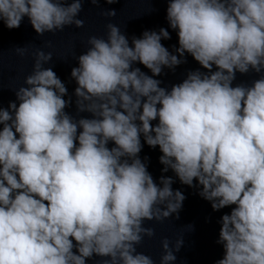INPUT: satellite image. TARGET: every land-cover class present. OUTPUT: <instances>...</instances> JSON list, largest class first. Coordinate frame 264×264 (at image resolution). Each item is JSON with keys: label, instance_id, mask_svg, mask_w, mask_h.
<instances>
[{"label": "clouds", "instance_id": "1", "mask_svg": "<svg viewBox=\"0 0 264 264\" xmlns=\"http://www.w3.org/2000/svg\"><path fill=\"white\" fill-rule=\"evenodd\" d=\"M85 2L100 0H0V22L18 29L26 17L39 36L82 28ZM166 20L175 54L164 27L130 42L109 23L106 38H88L70 74L76 116L65 83L44 67L51 53L36 52L16 100L0 106V264H156L137 250L155 235L145 221L178 219L186 197L172 177L154 180L145 143L162 153V172L199 187L214 211L231 208L215 264H264V0H167ZM186 53L206 71L162 87L155 77ZM250 71L262 75L233 86ZM182 245L164 238L160 264Z\"/></svg>", "mask_w": 264, "mask_h": 264}]
</instances>
